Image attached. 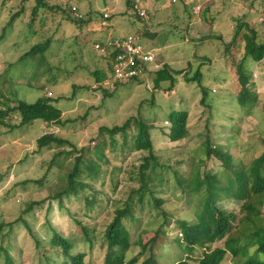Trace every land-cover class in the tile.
Returning <instances> with one entry per match:
<instances>
[{
    "label": "rangeland",
    "instance_id": "rangeland-1",
    "mask_svg": "<svg viewBox=\"0 0 264 264\" xmlns=\"http://www.w3.org/2000/svg\"><path fill=\"white\" fill-rule=\"evenodd\" d=\"M43 1L48 7L33 15L35 0H0V101L34 103L50 92L62 112L59 125L37 120L17 127L18 113L6 119L11 127L0 125V225H11L0 230V264H4V251L14 264H66L62 253L49 246L52 229L74 244L72 255L84 254L83 264H104V229L114 210L129 198L136 219L132 224L129 219L126 222L132 243L125 251L126 260L149 247L160 229L151 244L157 264H198L204 248L191 251L182 242L178 224L197 223L205 186L199 192L193 190L206 175L229 188L232 170L246 171L264 154V57L258 62L250 58L244 61L241 35L248 33L245 28L231 44L240 24L253 29L256 42L264 44V0H141L140 8L153 19L151 36L143 34L144 21L131 12L118 13L123 6L126 10V0ZM113 3V15L103 19L101 10L112 9ZM80 18L83 23L71 21ZM120 28L126 34H141L142 42L152 49L155 62L149 65L150 72L166 65L192 77L201 66L202 85L208 91L205 103L200 101V88L185 82L182 75L175 76L172 90L166 84L155 89L151 73L138 82L114 81L110 64L93 46L101 39L120 36ZM46 40L50 45L44 53L22 58ZM242 61L248 93L244 106L238 103L244 91L237 71ZM96 70L106 77L100 85L93 75ZM72 85L87 89L79 88L69 99ZM172 111L188 113V135L176 143L167 138ZM130 118L149 126L152 154L158 165L150 177L143 207L135 191L140 185L138 168L148 150H137L130 144L133 127L124 147L119 136L115 137L116 145L107 147V137L100 132L101 128L121 126ZM47 133L68 141L78 151L88 149L81 154L83 160L97 162L100 167V174L87 182L89 188L78 196L63 197L61 203L49 200V196L63 186L74 158L63 153L70 150L68 147L38 149L36 140ZM206 145L230 156L231 162L226 164L214 155L207 157ZM218 193L221 199L214 205L226 212L232 225L229 236L243 239L250 232L246 218L253 214L261 216L258 223L264 226V196L258 202L250 194L237 199ZM153 197L160 203L156 204ZM90 198H95L91 205ZM35 202L41 204L31 205ZM82 226L88 229L90 243ZM29 230L40 242L38 249ZM243 241L235 245L237 254L227 252L220 264H238L252 256L254 247ZM224 244L225 238L210 248H223ZM149 253H142L136 264ZM255 259L250 264L264 262V253H257Z\"/></svg>",
    "mask_w": 264,
    "mask_h": 264
},
{
    "label": "trees",
    "instance_id": "trees-1",
    "mask_svg": "<svg viewBox=\"0 0 264 264\" xmlns=\"http://www.w3.org/2000/svg\"><path fill=\"white\" fill-rule=\"evenodd\" d=\"M22 2L26 0H21ZM35 6L32 9V14L35 15L40 8L48 7V4L43 0H35ZM126 12L133 15L134 18L140 19L134 10V2L131 0H126ZM51 9H58V7H50ZM110 19V17H108ZM141 20V19H140ZM73 23L82 22L80 19H71ZM144 23V22H143ZM242 28H245L248 33H244L241 35L242 40L244 41V61L246 59H251L252 61L258 62L261 61L264 57V44H258L256 42V33L253 29H250L246 24H240L237 26L235 34L232 38V43L235 42V39L240 35ZM143 34L149 35V29L146 26H143ZM151 36V35H149ZM216 38V37H215ZM204 39H210L206 37ZM217 39H221L220 36H217ZM229 44L226 49L231 45ZM50 45V41L46 40L45 42L33 46L27 53H25L22 58H26L29 55H36L37 53H44ZM228 52V51H227ZM203 62L209 63V60L202 58ZM242 61L238 64L237 71L240 78V83L242 85L243 93L238 97V103L241 106H244L248 101V93L245 88L246 81L242 75ZM190 63H188V67L190 68ZM201 66L195 70L192 77H189V74L183 71H173L168 66L163 65L162 68L156 70L151 73L152 77V85L155 89H159L163 84L168 85V90H172L175 85V76L182 75L184 77V81L187 83H195L201 90L202 97L201 103H205L206 98L208 96L207 88H204L202 85L203 74L201 73ZM109 70H111L109 68ZM93 75L96 79V84H101L105 77V74L99 70L93 72ZM139 80L132 79L129 82H138ZM119 82V81H116ZM123 83V82H120ZM79 88L87 87H77L76 85H72V99L76 96V91ZM53 98L42 95L39 99H37L34 103H26L23 101H16L14 105L10 104L8 101L6 103L5 100L0 101V125L11 127L6 119L10 117V114L18 113L20 120L17 127H23L25 125H29L30 123L40 120L47 125L51 126L53 124H61V110H59L55 103H53ZM187 120L188 113L186 111H172L168 115L169 127L167 138L170 143H176L180 140L184 139L188 135L187 131ZM12 127V128H17ZM133 127L134 133L130 136V144L132 147L137 150L143 148L147 149L149 155L142 158V163L138 168V181L140 183L139 188L135 191L138 196L137 202L140 207L144 205L145 193L148 192V183L150 182V177H152L155 173V167H158L156 158L152 154V140L150 135L149 126L144 123V121L136 120L134 118L128 119L121 126H114L112 128H101L100 132L104 133L108 146L116 145V136H119L122 141V146H126L129 143V130ZM11 128V129H12ZM37 148H50L53 145L57 148L68 147L70 150L63 152L66 156L72 155L74 158V163L68 175H66V179L64 181L63 186H60L57 192H55L52 196H49V200H56L61 203V199L67 198L69 196H78L80 191H83L90 186L87 182L94 180L100 174V167L97 162L94 161H85L83 160L82 153L88 149H80L79 151L70 144L66 140H62L60 138L55 137L51 133H47L42 135L36 140ZM141 147V148H140ZM59 152L58 154H62ZM57 154V155H58ZM206 154L207 157H211L212 155L218 157L220 161L229 164L231 162V157L228 155H222V153L218 150V148H214L210 145H206ZM54 158H56L54 156ZM99 161V159H97ZM230 172V171H229ZM232 178L228 181L231 183L229 188H223L220 182L216 177H210V175H206L203 179V182L198 183L196 189L193 191H200V189L205 186V195L203 199L202 207L200 209V213L197 216L196 224H187L184 221H179L178 224L180 226V234L182 237V242L188 246V248L193 251L196 248H204V252L201 258L198 261V264H220L223 260L225 254L228 252L233 254L234 256L237 254L235 245L241 240H244L243 243L246 246L254 247V254L248 257L245 262H239L238 264H250L252 261L256 260L257 253H264V226L259 224V220H261V216L258 214H253L251 217H247L246 226L250 230V232L244 236L243 239L238 237L229 236V232L232 229V225L228 218L226 217V212L222 209L215 207V202L221 199L218 192H221L222 195L230 194L232 197L237 199H242L245 195L250 194L254 199H257L258 202L261 201L262 196H264V154L259 158L255 159L247 168V170H232L230 172ZM152 175V176H151ZM37 183L41 184V181ZM152 194V192L150 193ZM130 197V196H129ZM128 197V198H129ZM261 198V199H260ZM88 200V199H87ZM153 200L157 203L156 199L153 197ZM95 201V198H90L88 203L91 205ZM41 202H35L31 205H40ZM254 205V204H252ZM132 202L131 198L127 199L123 206L114 210L113 217L111 221L107 224L103 232V245L106 247V254L104 257V264H136L138 258L142 255V253L150 252L149 255L142 260L141 264H157L154 257L151 255V244L156 242L157 237L159 236V230L155 232L153 238L150 240L149 247H143L141 252L136 256L131 258L130 260L125 259V251L132 245L130 232L128 227L126 226V222H130L131 224L136 219L133 210H132ZM30 209V208H29ZM28 210V209H27ZM256 220V222H255ZM25 226L27 224L22 221ZM4 225H8V228L11 227L10 224H1L0 230L4 227ZM53 234L50 239V248L58 250L62 253L64 258L67 259L66 264H83V256L84 254L72 255L71 250L74 246L67 238L63 237L59 233H57L54 229H52ZM82 232L86 238V241L90 243L88 238V229L85 226H82ZM30 236L35 238L32 232L29 230ZM229 234V235H228ZM228 235V236H227ZM227 236V237H226ZM225 238V244L223 248H214L211 249L210 246L215 243L217 240H222ZM34 245L38 249L40 242L35 238ZM250 244V245H249ZM4 251V250H2ZM4 264H14L10 255L4 251ZM247 255L244 253L243 256ZM248 256V255H247ZM46 261L47 257L44 258ZM178 264H185L184 262H180ZM264 264V262L260 263Z\"/></svg>",
    "mask_w": 264,
    "mask_h": 264
},
{
    "label": "built area",
    "instance_id": "built-area-1",
    "mask_svg": "<svg viewBox=\"0 0 264 264\" xmlns=\"http://www.w3.org/2000/svg\"><path fill=\"white\" fill-rule=\"evenodd\" d=\"M140 0H134V10L139 18L149 28L150 18L145 9L140 8ZM175 2V0H171ZM71 11L76 12L72 7ZM76 17H80L76 15ZM108 14L103 12L102 18L107 20ZM141 34H126L117 37H107L97 41L94 50L110 64L112 79L119 82H129L132 79L142 80L148 72L153 71L149 65L154 64L152 49L143 42ZM49 97L51 93L47 94ZM168 124V123H167Z\"/></svg>",
    "mask_w": 264,
    "mask_h": 264
},
{
    "label": "crops",
    "instance_id": "crops-1",
    "mask_svg": "<svg viewBox=\"0 0 264 264\" xmlns=\"http://www.w3.org/2000/svg\"><path fill=\"white\" fill-rule=\"evenodd\" d=\"M111 1H112V0H111ZM133 1H134V0H133ZM140 1H141V0H140ZM144 2H145V1H144ZM113 6H114V3L111 4V8H112V9H110V8H106V7H105L104 9L101 10V12H102V13H103V12H106L107 14L111 13V15H110V17H111V16L113 15L112 12H113L114 9H115ZM147 7H148V6H147ZM154 8H155V7H154ZM126 9H127V7H126ZM143 9H144V8H143ZM145 10H146V9H145ZM146 11H147V10H146ZM125 12H126V10H125V7L123 6L122 11H120V12H118V13H120V14L122 13L121 15H123V14H125ZM147 12H148V11H147ZM148 16H149V15H148ZM149 18H150V17H149ZM107 20H108V19H107ZM150 20L153 21L152 18H151ZM151 25H152V24H151ZM151 25H150V26H151ZM152 26H153V25H152ZM148 29H149V28H148ZM119 30H120V34H121L120 36H122V35H126V33H124V31H123L122 28H120ZM152 33H153V32H151V30H149V33H148V34H149V35H153ZM149 35H145V36H149Z\"/></svg>",
    "mask_w": 264,
    "mask_h": 264
}]
</instances>
